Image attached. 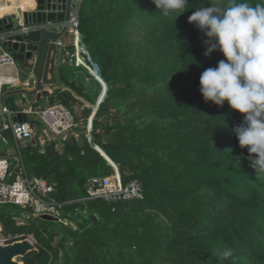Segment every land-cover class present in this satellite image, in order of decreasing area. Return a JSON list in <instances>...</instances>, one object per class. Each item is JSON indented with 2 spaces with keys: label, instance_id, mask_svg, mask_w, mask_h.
<instances>
[{
  "label": "trees",
  "instance_id": "16d2710c",
  "mask_svg": "<svg viewBox=\"0 0 264 264\" xmlns=\"http://www.w3.org/2000/svg\"><path fill=\"white\" fill-rule=\"evenodd\" d=\"M188 2L165 15L152 0L78 1L83 65L107 88L97 100L95 81L90 116L86 107L73 111V92L87 90L67 62L73 46L64 50L58 75L68 89H53L46 104L69 108L91 138L77 126L60 152L54 141L38 144L40 130L22 148L27 172L54 184L59 217L72 223L42 216L19 222L23 208L0 204L1 232L30 236L37 247L23 264H264V172L238 145L242 114L227 102H204L200 75L224 57L205 56L206 37L188 22L196 9L231 0ZM3 103L18 109L13 96ZM112 165L123 182H140L142 198H83L86 179L112 175Z\"/></svg>",
  "mask_w": 264,
  "mask_h": 264
},
{
  "label": "clouds",
  "instance_id": "9594fccd",
  "mask_svg": "<svg viewBox=\"0 0 264 264\" xmlns=\"http://www.w3.org/2000/svg\"><path fill=\"white\" fill-rule=\"evenodd\" d=\"M152 2L165 15L180 12L189 3ZM188 22L206 37L205 56L218 51L224 57L200 75L204 102L218 107L227 102L231 110L242 114L234 130L238 145L247 149L251 167L264 172V3L253 6L247 0H231L227 6H204L196 9Z\"/></svg>",
  "mask_w": 264,
  "mask_h": 264
},
{
  "label": "built area",
  "instance_id": "2783aa9c",
  "mask_svg": "<svg viewBox=\"0 0 264 264\" xmlns=\"http://www.w3.org/2000/svg\"><path fill=\"white\" fill-rule=\"evenodd\" d=\"M77 4L68 20L69 32L73 36L70 46H73L74 51H66L68 64L74 65H78L74 42L75 34L79 33ZM6 37L4 33H0V68L16 65L14 55L2 45ZM57 45L62 46V41H57ZM18 80L20 78L17 71L16 76L11 77L8 82L17 83ZM1 86L0 83V89ZM18 113H24L27 120H14L13 116ZM29 118L38 121L42 127V133L37 136L38 144L42 147L45 141H54L60 152L63 140L69 134H73L78 126L74 113L62 103L46 104L43 107L20 106L17 110H11L0 98V204H12L23 208L24 212L19 222L29 216H50L72 225L59 217L62 203L50 197L54 184L27 172L22 148L35 136V127ZM5 132L10 134L11 140L5 136ZM112 167L114 169L112 175L90 176L86 179L83 198L103 199L108 202L142 198L140 182L136 179L123 182L117 166ZM15 239H18L17 235L2 233L0 224V243Z\"/></svg>",
  "mask_w": 264,
  "mask_h": 264
},
{
  "label": "water",
  "instance_id": "95a60500",
  "mask_svg": "<svg viewBox=\"0 0 264 264\" xmlns=\"http://www.w3.org/2000/svg\"><path fill=\"white\" fill-rule=\"evenodd\" d=\"M75 6L73 0H33L18 10L8 7L0 12V33L7 36L2 45L14 55L19 78L24 80L13 94H22L28 103H36L41 98L49 100V88L58 83L55 65L60 46L57 41L65 34L72 40L68 20ZM13 119L26 121L27 117L18 113ZM34 250L37 247L30 236L0 243V264H23L21 258Z\"/></svg>",
  "mask_w": 264,
  "mask_h": 264
},
{
  "label": "crops",
  "instance_id": "0c3cea01",
  "mask_svg": "<svg viewBox=\"0 0 264 264\" xmlns=\"http://www.w3.org/2000/svg\"><path fill=\"white\" fill-rule=\"evenodd\" d=\"M13 1H15V2H13ZM16 1H18V0H11V3H9V2H7V0H5L4 4L2 6H0V8H2V7H7V8L8 7H15V9L18 10V2H16ZM73 1H74L75 4L78 3V0H73ZM32 2H33V0H30L29 2L21 3L20 5H27L28 3H32ZM74 10L75 9H73L72 11H74ZM21 21H22V18H21ZM68 33L71 34L70 32H68ZM60 41H62V46H60L59 58H58V60H56V65H55V73H56V75L58 77V83H57L56 86H52V87L49 88L50 94L52 93V90L55 89V88L68 89L65 85H63L59 81L58 67H59V64L61 63V61L64 58V55H63L64 50H66L70 46L71 41H69V35L68 34H65L62 38H60ZM76 45H77V43H76ZM81 55L77 54L78 65H74L73 63L69 64V65L72 66V67H77L79 69H80V66H81L87 71V69L83 65V59H84V56L87 57L88 55H87L86 52L84 53V51L81 52ZM17 71H18L17 65H14V66H10V65L2 66L0 68V83L2 84L1 89H0V98L3 101L5 96H13L14 97V102H15V104H17L18 107H20V106L21 107L22 106L26 107L28 105H30L32 107H35V103H28L25 100V98H24V96L22 94H13V91H15L16 89L19 88V84L13 83V82H8V80L11 77L16 76ZM98 97L101 98L102 95L100 94ZM41 99H44V98H41ZM44 101L45 102H43V104H46L47 103L46 102L47 99L45 98Z\"/></svg>",
  "mask_w": 264,
  "mask_h": 264
},
{
  "label": "rangeland",
  "instance_id": "374dc122",
  "mask_svg": "<svg viewBox=\"0 0 264 264\" xmlns=\"http://www.w3.org/2000/svg\"><path fill=\"white\" fill-rule=\"evenodd\" d=\"M79 70H80V72H79L78 76H80V77H77L76 81L78 84H80V79H81L85 85L84 89L87 90V92H84L83 96H79L78 94L73 92V94L76 96L78 102L72 107V110L75 111L76 113H79V111H81V109L86 107L89 109V112H90L89 116H90L91 110L95 104L94 103L95 97L99 92V86H100V93L103 91V88L99 84L96 77H92L84 68L80 67ZM95 81L99 84V86ZM100 93H99V95H100ZM98 99H99V97H97V100ZM97 100H96V102H97ZM42 102H44V101H42ZM33 123L35 126L36 133H39L40 130L42 131L41 126L38 123H35V122H33ZM75 132L79 135L83 134L86 137V139H88V140H90V138H91L90 131L87 130L85 125L82 127L78 126V129ZM59 239H60V237H57L55 242H58Z\"/></svg>",
  "mask_w": 264,
  "mask_h": 264
},
{
  "label": "bare ground",
  "instance_id": "6f19581e",
  "mask_svg": "<svg viewBox=\"0 0 264 264\" xmlns=\"http://www.w3.org/2000/svg\"><path fill=\"white\" fill-rule=\"evenodd\" d=\"M30 0H18V1H16V2H18V9H19V5L21 4V3H27V2H29ZM4 2H5V0H0V6H2L3 4H4ZM7 2H9V3H11V0H7ZM13 2H15V1H13ZM21 6V5H20ZM4 8H7V7H2V8H0V12L2 11V9H4ZM76 36L74 37V42H75V46H76V55L78 54H80V49H79V47H78V41H79V39H80V37L78 36V34L76 33L75 34ZM76 43H77V45H76ZM21 82H24V80L22 81V80H18L17 81V84H20ZM100 85L102 86V88H103V95L102 96H104V94H105V91H106V88H107V85H106V83L103 81V80H101L100 81Z\"/></svg>",
  "mask_w": 264,
  "mask_h": 264
}]
</instances>
